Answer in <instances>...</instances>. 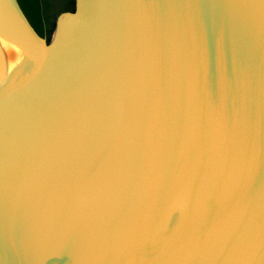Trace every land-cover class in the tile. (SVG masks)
Masks as SVG:
<instances>
[{
  "label": "water",
  "instance_id": "obj_1",
  "mask_svg": "<svg viewBox=\"0 0 264 264\" xmlns=\"http://www.w3.org/2000/svg\"><path fill=\"white\" fill-rule=\"evenodd\" d=\"M0 264H264V0H0Z\"/></svg>",
  "mask_w": 264,
  "mask_h": 264
},
{
  "label": "trees",
  "instance_id": "obj_2",
  "mask_svg": "<svg viewBox=\"0 0 264 264\" xmlns=\"http://www.w3.org/2000/svg\"><path fill=\"white\" fill-rule=\"evenodd\" d=\"M36 32L49 41L57 16L73 11L74 0H17Z\"/></svg>",
  "mask_w": 264,
  "mask_h": 264
}]
</instances>
